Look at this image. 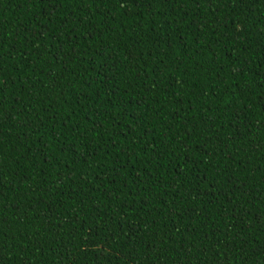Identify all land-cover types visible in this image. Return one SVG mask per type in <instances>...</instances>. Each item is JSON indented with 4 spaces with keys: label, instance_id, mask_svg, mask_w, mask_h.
<instances>
[{
    "label": "trees",
    "instance_id": "obj_1",
    "mask_svg": "<svg viewBox=\"0 0 264 264\" xmlns=\"http://www.w3.org/2000/svg\"><path fill=\"white\" fill-rule=\"evenodd\" d=\"M0 264H264V0H0Z\"/></svg>",
    "mask_w": 264,
    "mask_h": 264
}]
</instances>
